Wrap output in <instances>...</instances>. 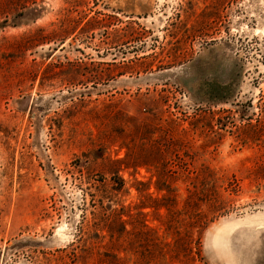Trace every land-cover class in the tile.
<instances>
[{
    "label": "rangeland",
    "instance_id": "rangeland-1",
    "mask_svg": "<svg viewBox=\"0 0 264 264\" xmlns=\"http://www.w3.org/2000/svg\"><path fill=\"white\" fill-rule=\"evenodd\" d=\"M0 264H264V0H0Z\"/></svg>",
    "mask_w": 264,
    "mask_h": 264
},
{
    "label": "bare ground",
    "instance_id": "bare-ground-1",
    "mask_svg": "<svg viewBox=\"0 0 264 264\" xmlns=\"http://www.w3.org/2000/svg\"><path fill=\"white\" fill-rule=\"evenodd\" d=\"M260 223V222H259ZM232 247V246H231Z\"/></svg>",
    "mask_w": 264,
    "mask_h": 264
}]
</instances>
